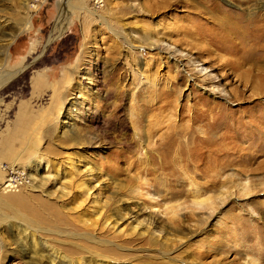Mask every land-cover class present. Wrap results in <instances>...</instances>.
<instances>
[{
	"label": "rangeland",
	"instance_id": "obj_1",
	"mask_svg": "<svg viewBox=\"0 0 264 264\" xmlns=\"http://www.w3.org/2000/svg\"><path fill=\"white\" fill-rule=\"evenodd\" d=\"M70 1L0 0V264H264V0Z\"/></svg>",
	"mask_w": 264,
	"mask_h": 264
},
{
	"label": "bare ground",
	"instance_id": "obj_2",
	"mask_svg": "<svg viewBox=\"0 0 264 264\" xmlns=\"http://www.w3.org/2000/svg\"><path fill=\"white\" fill-rule=\"evenodd\" d=\"M65 5L64 8L62 9L61 7V11H60V14L55 22V25H54V28L56 30H58L60 33H62L65 29V26L67 24V17L71 14V12H73V5L71 3L70 0H65ZM65 8H67L65 10ZM210 13H212V16L214 17V23L217 24V27H219L221 30V34H231L229 35L230 37L229 38V42H236L238 41L241 37L240 36H243V33H242V29L241 27L243 26V20L241 19V17H235V18H228L227 17V14L226 13H223V11L218 8V7H214L212 6L210 8ZM27 27H29L31 25V22H27L26 23ZM23 28H21L22 30ZM25 30V28H24ZM27 30V28H26ZM21 32V31H20ZM117 31H115L116 33ZM147 40H148V44L151 48H158L159 45L161 44L158 39H154L153 36L151 37H148L146 36ZM243 38V37H242ZM4 43H2V47L4 48V51L2 52L3 53V58L0 59V87L2 85H4L5 83H7L11 77L15 76L16 74H13V72L9 71L7 68H6V60L8 59V53H7V47L11 44L10 43V39H3L2 41H4ZM52 41V38L49 39V42ZM171 45H169V49L171 48H174V47H170ZM168 49V48H167ZM176 50V49H175ZM171 51V50H169ZM176 55V53H175ZM182 55H187V54H184L182 53ZM196 70H200V72L202 73L203 71V68L201 69H196ZM91 78V77H90ZM86 97V96H85ZM84 98V97H83ZM85 99V98H84ZM83 99V100H84ZM78 100L76 101H73L70 103L71 107L73 106H76V104H78ZM81 102V101H80ZM84 103V101H83ZM95 110V109H94ZM72 130H73V127H72ZM75 136V135H74ZM37 166V165H36ZM73 166H75V164H73ZM76 168V166H75ZM77 169V168H76ZM79 170V169H77ZM83 171V170H82ZM249 181H245V182H241L240 184L244 185V184H247ZM79 185H82L79 184ZM248 185V184H247ZM7 186H11V184H8ZM243 188H245V186H242ZM250 188V187H249ZM243 192H245L243 190ZM251 192V190H250ZM248 193V192H247ZM246 194V193H245ZM227 197V196H226ZM153 199V198H152ZM208 200V199H207ZM206 200V201H207ZM205 201V200H204ZM214 203V202H213ZM207 205V204H206ZM139 213L142 214V212H145L147 211L146 208H140L139 210ZM156 219V218H155ZM20 225V226H19ZM19 225H14L16 226L18 232H17V237L20 239L21 238V234L24 235V233L26 232L27 230V227H24L23 224H19ZM22 225V227H21ZM24 232V233H23ZM29 237L31 239L30 243H29V246H28V249H29V255H30V258H29V261H33V260H39L41 261L43 258H47L48 259V264H62L61 262H59V260H57L46 248L45 245H43L41 243V241H39L36 237V234L33 232V231H30L29 232ZM32 237V238H31ZM29 241V240H28ZM26 241V244L27 242ZM25 244V243H24ZM247 256V255H246ZM249 257V256H248ZM250 258V257H249ZM246 259V258H245Z\"/></svg>",
	"mask_w": 264,
	"mask_h": 264
}]
</instances>
